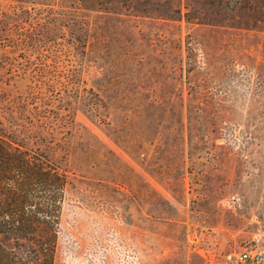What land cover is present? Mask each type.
I'll return each instance as SVG.
<instances>
[{"label":"rangeland","instance_id":"374dc122","mask_svg":"<svg viewBox=\"0 0 264 264\" xmlns=\"http://www.w3.org/2000/svg\"><path fill=\"white\" fill-rule=\"evenodd\" d=\"M0 128L66 174L53 264H264V0H0Z\"/></svg>","mask_w":264,"mask_h":264},{"label":"trees","instance_id":"16d2710c","mask_svg":"<svg viewBox=\"0 0 264 264\" xmlns=\"http://www.w3.org/2000/svg\"><path fill=\"white\" fill-rule=\"evenodd\" d=\"M66 174L0 128V264H53Z\"/></svg>","mask_w":264,"mask_h":264},{"label":"built area","instance_id":"2783aa9c","mask_svg":"<svg viewBox=\"0 0 264 264\" xmlns=\"http://www.w3.org/2000/svg\"><path fill=\"white\" fill-rule=\"evenodd\" d=\"M225 257H226L225 264H252L253 263V256H251L249 251L247 250L228 253Z\"/></svg>","mask_w":264,"mask_h":264}]
</instances>
